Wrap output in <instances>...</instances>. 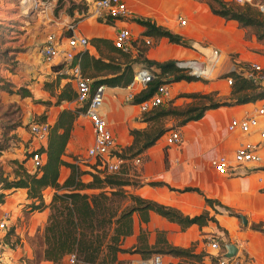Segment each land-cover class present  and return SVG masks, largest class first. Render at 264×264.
Returning a JSON list of instances; mask_svg holds the SVG:
<instances>
[{"label":"crops","instance_id":"0c3cea01","mask_svg":"<svg viewBox=\"0 0 264 264\" xmlns=\"http://www.w3.org/2000/svg\"><path fill=\"white\" fill-rule=\"evenodd\" d=\"M125 1L130 11L126 19L114 20L109 25L91 16L87 9L86 16L76 22L75 34L84 36L88 40L93 37H102L110 39L112 42L116 31L120 29L126 28L131 33L140 35L143 28L132 21V18L142 16L151 18L158 25L193 43L191 46H183L170 43L164 37L150 38L151 46L147 47L144 52L147 59L157 62L173 60L184 63L193 62L202 65L203 61L201 62L200 58L205 61L208 52L216 50L220 56H223L224 61L232 58L231 65H244L248 64L252 56L256 54L253 51L257 46L255 35L252 34L249 38L245 36L249 28H241L234 20H225L214 15L204 2L199 0ZM43 15L40 18L43 23L42 33H39L38 38L36 37V43L31 44L25 53H20L16 58L18 59L17 66L12 72L5 71L6 73L1 74L9 79L14 89L24 87L31 92V96L24 97L13 93L20 98V105L26 109L25 119L46 114V122L52 124L61 108H70L73 103H78L73 101L60 106H47L41 102L49 98L53 100L42 88L43 83L56 76H62L51 68L52 65H56L59 59L48 61L40 53V46H42L45 36L50 32L60 34L63 28L62 22L52 13ZM180 19H185L186 23L179 24ZM37 32L36 28L35 33ZM144 38L140 35L139 42H142ZM84 50H88L90 55L99 56L90 41ZM210 67H201L200 69L211 74ZM67 81L75 89L74 82L70 81L67 76L62 77L60 86ZM181 82L187 85V91L198 89L203 84L200 81ZM208 82L214 83L212 80H208ZM126 93L127 87L106 86L105 89L102 113L113 134V150L118 151L125 150L132 143L130 129L146 127V123L141 121L137 105L125 102ZM249 105L254 104L209 109L201 119L188 122L178 128L182 136L179 144L166 145L167 131L154 145L137 155L141 159L140 165L133 163L136 156L130 159L131 163L135 165V171H127V176L139 183L137 186L127 187L130 193L175 208L187 216L199 215L208 210L217 222L208 221L203 226L193 224L183 229L177 223L171 222L153 211L149 212L148 222L141 221L139 214L135 212L133 213V232L124 239V248H129L137 243V237L142 229L147 233V243L149 246H153L154 251L161 247L164 237L171 245L183 248L193 246L196 253L204 251L209 256H216L217 252L210 250L209 242L219 238V229L221 228V230H225L227 237L225 243L220 245L233 243L237 247L236 255L228 264H243V262L245 264H264V234L251 229L253 224H264V163L245 168L238 175H220L210 165L212 158L219 155L230 156L241 141L253 138L251 135H245L238 131L230 132L227 129L230 119L242 116L248 111ZM81 118L86 120L89 130L84 140L79 138L76 125ZM77 121H75L72 137L67 143L63 158L74 161L81 167L91 169L90 166H83L79 161L80 157L75 156L81 152L83 146L87 145L84 149L85 155L87 147L92 143V127L83 115ZM130 160L125 159L123 164L128 165ZM68 173L69 169L62 166L59 181L62 182ZM89 179L90 177L83 178L84 181ZM149 182H163L165 185L152 186L149 185ZM184 188L198 189V191H185ZM46 190L49 191L48 198L45 197V201L48 202L51 189L47 188ZM19 191L25 195L24 189H17L7 196V201H13ZM206 198L214 201L212 205L205 202ZM7 201L0 206L1 212L7 209ZM41 214L44 215L45 220L48 212L45 210ZM240 216L245 217L246 224L242 222ZM154 251L147 257H142L139 253H119L117 257L119 262H122L121 264H144L156 253ZM161 255L165 264H173L179 260L172 255L162 253ZM209 260L205 259V262L208 261L210 264ZM45 264H49V262H45Z\"/></svg>","mask_w":264,"mask_h":264},{"label":"trees","instance_id":"16d2710c","mask_svg":"<svg viewBox=\"0 0 264 264\" xmlns=\"http://www.w3.org/2000/svg\"><path fill=\"white\" fill-rule=\"evenodd\" d=\"M199 1L204 2L214 15L225 20H234L241 28L253 27L256 30V38L258 40L264 38L262 13L253 10L249 4L240 5L233 0ZM87 8L85 7L83 11L79 12L81 16L78 19L84 17ZM132 21L143 28L140 34L142 37H164L170 43L184 46L180 42V35L158 25L149 17H133ZM113 22L114 20H109L104 23L110 25ZM89 41L96 48L99 56L95 57L90 55L88 50H84L78 53V58L82 73L92 79L91 86L93 89L99 84L108 87H127L133 78L135 66H137L135 64L138 63L137 57L142 59L143 64L140 67L149 68L155 73L154 80L140 90L130 104L136 105L150 98L161 84L169 85L181 81L189 83L205 80L203 77L189 75L185 68L171 65L169 64L170 61L157 62L147 59L144 54L145 51L139 48V44H142L143 47L146 46L143 41L140 43L139 40L134 41V45H138L136 55H133L131 50L122 51L116 48L110 39L93 37ZM111 54L123 57L124 61H118ZM130 57L132 59L129 60ZM8 61V55L5 52H0V64L8 63ZM59 67L60 65L51 66L53 71H57ZM62 77L56 76L54 79L43 83L42 88L48 92L53 100L49 98L45 101L40 100L41 102L47 106H60L63 103L75 101L76 91L71 83L67 81L60 86ZM223 77L233 79L228 101L215 100L210 93L191 92L184 95L188 98L199 99L200 104L167 108L159 105L141 115V121L146 123L145 128L129 130L132 143L125 148L124 152L133 150L134 155L137 156L154 145L168 131V128L163 127L160 123L165 117L178 118L176 128H180L188 122L201 119L209 109L255 103L264 99V89L261 87L262 85L260 86V82L252 81L233 71L225 72ZM9 86L10 83H7L6 86H0V89L11 92ZM14 93L21 97L32 95L24 87L14 89ZM170 102L171 100L167 103ZM85 111L86 103L60 109L55 121L49 124L45 145H40L31 152L32 154L36 152L44 155L43 163L39 167L32 168L33 172L24 166L23 161L26 160H11L15 166L11 179L0 168V206L5 203L7 196L11 193H5V190L24 189L28 212L49 210L41 235L42 250L37 254L39 261L50 264H116L119 262L117 257L119 253H139L142 257H147L154 250L153 246L148 245L147 233L142 229L135 245L129 248L123 247L124 239L133 232V213L135 212L139 214L141 221L148 222L149 212L153 211L167 220L177 223L183 229L193 224L203 226L208 221L217 222L208 210L199 215L187 216L175 208L130 193L127 187L137 186L139 183L127 176L126 169L120 167L118 171L109 173L98 169L95 163L90 166V170L82 168L74 161L64 159L65 149L72 137L75 121ZM36 122H46V114L37 116ZM8 146L9 144H1L0 140V153ZM118 156L127 159L124 155L120 156L119 154ZM164 160L166 163V156ZM62 166L67 167L69 173L60 182L59 175ZM84 175H89L90 180L84 181ZM149 185L161 186L165 183L149 182ZM47 188L53 191L49 202H45L43 195ZM184 190L198 191V189L193 188H184ZM205 202L212 205L214 201L206 198ZM251 229L264 234L263 223L253 224ZM12 233L13 230H9L7 236ZM222 246L224 249V245ZM155 251L179 258L173 264H203L205 257H209L210 261L219 259V256H209L204 251L196 253L193 246L183 248L171 245L164 237L161 247ZM71 254L74 255V262L69 263L67 260L64 262V259H67Z\"/></svg>","mask_w":264,"mask_h":264},{"label":"built area","instance_id":"2783aa9c","mask_svg":"<svg viewBox=\"0 0 264 264\" xmlns=\"http://www.w3.org/2000/svg\"><path fill=\"white\" fill-rule=\"evenodd\" d=\"M233 1L240 5L249 4L256 6L264 16V0ZM56 2L57 0H22L20 6L21 12L29 14L33 11H38L48 15L52 13ZM87 7L88 13L101 22L126 19L130 14L125 0H92L91 3L87 4ZM185 23V19L179 20V24L184 25ZM75 28L76 24L72 22L65 26V33L67 35L56 34L55 32L48 33L40 47V53L48 61L59 59L56 65H60V67L56 73L69 77L70 81L75 84V101L80 105L86 103V111L83 116L90 122L93 131L92 143L85 151L86 158L93 159L94 163L97 164L96 167L100 170L109 173L116 172L125 160L113 152V134L102 113L106 86L99 84L93 89L91 77L82 73L78 53L87 48L89 40L84 36L76 35ZM129 40L130 31L126 28L120 29L113 38V45L122 51H128L131 49ZM143 42L146 45H151L149 37H145ZM219 57L220 55L216 50H210L204 62L205 64L210 63L212 65L219 60ZM203 64L176 61L174 65L186 70L191 69L187 73L199 76L202 74L195 72L194 65L200 68V66H204ZM228 70L245 78L253 79V81L261 82L264 79V75L262 74L263 67L256 62H249L244 65L232 64ZM154 78L155 73L153 70L144 67L137 68L131 82L127 86V93L124 98L125 102L130 103L134 96L144 89L148 83L153 81ZM226 80L230 86L233 79L227 77ZM169 100H171V92L168 84H161L150 98L136 105L139 114L142 115L159 105H165ZM227 129L230 132L238 131L245 135H251L253 138L241 141L230 156L219 155L210 160V165L218 174L238 175L245 168L259 166L264 163V99L259 100L252 111L248 110L240 117H232ZM48 130L49 124L47 122H31L29 125V132L39 143V146L46 142ZM181 138V132L178 128L170 129L165 136V143L168 146L177 145L181 141ZM43 161V154L34 152L29 155V162L32 168L41 166ZM133 163L140 165V157L136 156ZM13 220L15 221L9 210L2 211L0 214V231H7L10 226L14 227ZM6 247L7 243L0 238V264H8L9 262ZM209 247L217 252L216 256H219V264L229 263L231 259L223 256L226 252L225 247L223 249V246L217 240H211ZM67 261L73 263L74 255L68 256ZM144 264H164L162 255L155 253Z\"/></svg>","mask_w":264,"mask_h":264},{"label":"rangeland","instance_id":"374dc122","mask_svg":"<svg viewBox=\"0 0 264 264\" xmlns=\"http://www.w3.org/2000/svg\"><path fill=\"white\" fill-rule=\"evenodd\" d=\"M21 1L22 0H0V52H5L9 58L8 63L0 64V86H6L7 83H10L9 79L7 77H4L2 74L6 73L5 71L12 72L14 70L18 62V59L16 58L20 55V53H25L27 51V48L31 46V44L33 45L34 43H36V40L40 35L39 33H42L43 23H41L40 18L42 17L43 13L33 11L29 14H23L20 7ZM91 1L92 0H57L52 9V15L58 17L60 19L59 21L62 22L63 28L60 32L62 35H67V33H65V26L68 23H75L80 20L78 19L79 16H81L79 15V12L83 11L84 8L87 7V4L91 3ZM250 6L253 8V10L257 12L259 11L256 6ZM85 16L86 13H84V17ZM261 16L264 18L263 14H261ZM36 28L38 31L37 33H35ZM252 34L255 35L257 46L253 50L256 54L252 56L250 62H256L260 64L263 67L262 74L264 75V38L258 40L256 38V30L253 27H249L245 36L249 38ZM139 36V34L135 35L130 31L129 41L131 48H133L131 51H134V53H132L133 55L137 54L136 51L138 45H134V41H138ZM139 46L141 50L145 51L147 47H150L151 45H146V47H143L142 44H139ZM104 53L106 54V52ZM111 55L120 62L124 61L123 57L117 54ZM137 58L138 63L135 65L140 67L143 64L141 62L142 59L141 57ZM130 59L132 58L130 57L129 60ZM200 61H203V67L211 66L210 68L212 71L208 78L206 76L199 75V77L205 78L204 81H200L204 85H200L198 89L195 88L191 91H187L186 89H188V87H186L187 85L184 82H180L179 84H169L168 87L171 92V102L163 105L164 108L170 106L184 107L189 104L196 103L200 104L199 99L188 98L186 97V95H184L191 92H199L202 94L210 93L215 100L228 101V99L230 98L231 86L227 84V80L225 77H223V74L229 71L228 68L231 65L232 58L228 61H224L223 56H220L219 60L212 65H210V63L205 64L202 58H200ZM137 66H135V68H137ZM194 68L196 70L195 72H197V69H199L195 65ZM190 71L191 69H188L186 73ZM88 72L90 73V70H88ZM208 80H212V82L214 83H209ZM11 85L12 84L10 83L9 88L13 92L0 89V140L1 144H9V146L0 153V168L5 175L9 176L10 179L13 177L12 172L15 167L11 163L12 159H17L19 161L26 160L25 162L23 161L24 166L27 168V170L33 172L32 167L30 166L28 155L35 149V147L37 148L39 146V143L31 136L29 132V125L31 122H36V117L31 116L30 118L25 119L26 109L20 105V98L13 94L14 86ZM260 86L264 89V79L260 82ZM255 103H253L254 105H249V109L247 110L252 111L253 108L258 104V101L256 104ZM76 105L78 104L73 103L72 107ZM178 121V118L165 117L160 123L163 125V127H167L169 131L170 129L176 128ZM76 125L78 127L79 138L81 140H84L89 133L86 120L81 118L77 121ZM86 146L87 145L83 146L81 148V152L78 153L75 157L79 156V161L82 163V165L89 167L95 163L93 159H88L85 157L84 149L86 148ZM113 152L117 155L120 154V156H126L128 160L135 157L133 150L126 153L124 152V150H113ZM82 168L88 169L86 167ZM122 168L126 169L129 172L135 171V165L131 163V160L129 161L128 165L122 164L121 169ZM87 177L90 176H83V178ZM4 192L9 193L12 191L5 190ZM52 192L53 191L51 189V195ZM48 194L49 191L44 190V200L45 197L46 199L48 198ZM6 201L7 198L5 202ZM26 203L27 200L25 198V195H23L20 191L16 193L13 201H7L6 210H9L11 216L13 217V219H15V221L13 220L14 227L10 226L7 231H0V238H2L5 243H7L6 253L9 260L8 264H45L44 261L38 260L37 254H39L42 250L41 235L47 217L44 220V215L41 214V212H28L26 209ZM45 210H47V212L49 213L48 209ZM9 230H13L11 236H7ZM219 232V238L216 239L217 242H219V244L225 243L227 237L226 233L221 230V228L219 229ZM156 253L161 254L157 251ZM205 259L209 260L210 258L207 257ZM205 259L203 264H208V261L205 262ZM66 260L67 259H64V262H66ZM121 263L122 262H118L116 264ZM210 264H219L218 259L210 261ZM243 264L245 263L243 262Z\"/></svg>","mask_w":264,"mask_h":264},{"label":"water","instance_id":"95a60500","mask_svg":"<svg viewBox=\"0 0 264 264\" xmlns=\"http://www.w3.org/2000/svg\"><path fill=\"white\" fill-rule=\"evenodd\" d=\"M180 42L182 43V44H184V45H193V43H192V41H190V40H187V39H184V38H180ZM175 62L176 61H170V63L169 64H171V65H174L175 64ZM189 75H190V73H188ZM252 81H253V79H251ZM241 217V219H242V222L244 223V224H246V219H245V217H243V216H240ZM224 247H225V249H226V252L224 253V257L225 258H227V259H232L235 255H236V253H237V247L233 244V243H226V244H224Z\"/></svg>","mask_w":264,"mask_h":264},{"label":"bare ground","instance_id":"6f19581e","mask_svg":"<svg viewBox=\"0 0 264 264\" xmlns=\"http://www.w3.org/2000/svg\"><path fill=\"white\" fill-rule=\"evenodd\" d=\"M196 73H197V74H202L203 76H206L207 78L210 76V74H208L207 71H205V70H201L200 68L197 69V72H196Z\"/></svg>","mask_w":264,"mask_h":264}]
</instances>
